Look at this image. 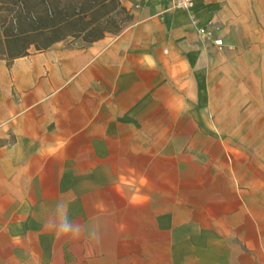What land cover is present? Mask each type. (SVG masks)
Wrapping results in <instances>:
<instances>
[{"label":"crops","instance_id":"crops-1","mask_svg":"<svg viewBox=\"0 0 264 264\" xmlns=\"http://www.w3.org/2000/svg\"><path fill=\"white\" fill-rule=\"evenodd\" d=\"M119 1L116 34L0 58V264H264V166L189 20L240 51L252 0Z\"/></svg>","mask_w":264,"mask_h":264},{"label":"rangeland","instance_id":"rangeland-1","mask_svg":"<svg viewBox=\"0 0 264 264\" xmlns=\"http://www.w3.org/2000/svg\"><path fill=\"white\" fill-rule=\"evenodd\" d=\"M27 11L40 14L45 5L42 0H21ZM62 6L71 0H55ZM16 0H0V58L10 60L14 54L6 36L13 34L8 20L17 12ZM19 5V4H18ZM255 29L249 31L240 51L234 48H216L211 43L204 47L214 48L222 53L224 64L218 61L216 74L218 92L223 94L217 105L223 112L217 118L222 124L232 128V137L248 144L250 156H254L264 166V0H252ZM40 26L33 20L21 18L18 32ZM22 36V35H21ZM220 35V28L217 31ZM26 41L35 42L27 50L35 51L45 44L42 36H26ZM19 42L17 47H21ZM221 58H218L220 60ZM232 99V100H231ZM228 104L232 115H228Z\"/></svg>","mask_w":264,"mask_h":264},{"label":"trees","instance_id":"trees-1","mask_svg":"<svg viewBox=\"0 0 264 264\" xmlns=\"http://www.w3.org/2000/svg\"><path fill=\"white\" fill-rule=\"evenodd\" d=\"M42 2L45 5L38 14L27 11L24 2L16 0L17 12L8 20L13 34L5 37L8 42L6 49L9 45L14 46L10 60L28 54L27 48L35 42L26 41V36L44 37L45 44L36 48L44 50L67 37L80 38L86 43L96 41L106 33H118L130 21L128 11L119 0H71L62 6L55 0ZM21 18L33 20L40 26L18 32ZM19 42H23L21 47H17Z\"/></svg>","mask_w":264,"mask_h":264},{"label":"built area","instance_id":"built-area-1","mask_svg":"<svg viewBox=\"0 0 264 264\" xmlns=\"http://www.w3.org/2000/svg\"><path fill=\"white\" fill-rule=\"evenodd\" d=\"M170 9H179L190 12L194 6L195 0H167ZM191 25L195 28L197 37L202 43H211L216 48H223L224 44L221 38L217 36L219 27L213 22H208L207 25L199 27L193 15H189Z\"/></svg>","mask_w":264,"mask_h":264},{"label":"clouds","instance_id":"clouds-1","mask_svg":"<svg viewBox=\"0 0 264 264\" xmlns=\"http://www.w3.org/2000/svg\"><path fill=\"white\" fill-rule=\"evenodd\" d=\"M58 235L60 234H68V233H78L79 231L73 232L72 226L67 222H62L57 229Z\"/></svg>","mask_w":264,"mask_h":264}]
</instances>
